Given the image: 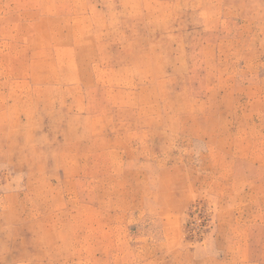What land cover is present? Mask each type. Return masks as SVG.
<instances>
[{
  "label": "rangeland",
  "instance_id": "374dc122",
  "mask_svg": "<svg viewBox=\"0 0 264 264\" xmlns=\"http://www.w3.org/2000/svg\"><path fill=\"white\" fill-rule=\"evenodd\" d=\"M0 264H264V0H0Z\"/></svg>",
  "mask_w": 264,
  "mask_h": 264
}]
</instances>
